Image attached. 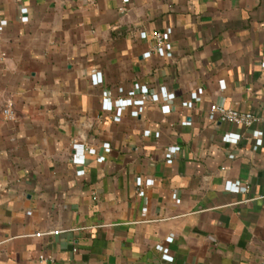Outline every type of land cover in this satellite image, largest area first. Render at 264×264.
Listing matches in <instances>:
<instances>
[{
  "label": "crops",
  "instance_id": "crops-1",
  "mask_svg": "<svg viewBox=\"0 0 264 264\" xmlns=\"http://www.w3.org/2000/svg\"><path fill=\"white\" fill-rule=\"evenodd\" d=\"M0 14V264H264V0H0ZM168 27L170 56L141 37ZM136 83L175 98L120 108ZM213 102L258 119L219 120ZM75 144L96 151L79 163Z\"/></svg>",
  "mask_w": 264,
  "mask_h": 264
},
{
  "label": "built area",
  "instance_id": "built-area-1",
  "mask_svg": "<svg viewBox=\"0 0 264 264\" xmlns=\"http://www.w3.org/2000/svg\"><path fill=\"white\" fill-rule=\"evenodd\" d=\"M21 12H22V20L23 21H27L28 20V15L26 14L27 12V7H22L21 8ZM8 24V19L4 16H2L0 14V33L5 29V27ZM172 32V28L168 27L166 30L162 31L159 29H155L152 32H147V31H141V37L142 38H152L155 40V45H154V49L161 55H171V49H172V44L169 41V34ZM144 55L150 56L151 55V50H148L146 52H144ZM262 65L264 66V61L262 62ZM92 80L94 83H99L102 81V76L98 75L97 73H94L92 76ZM220 85L221 87H225L226 82L225 79H220ZM136 89H140L142 91V97L139 99H134L132 95L135 94ZM130 96L127 98H120L117 101V105L120 108H124L127 105H130L134 102L142 105L146 100H161L164 99L165 101H170L172 99L175 98V93L172 91H169L165 86L161 87L160 92H156V93H150L148 90V87L146 86H140L139 83H136L133 87V89H131L129 91ZM104 107L112 109L113 107V101L112 99L109 97L107 90L105 89L104 93ZM200 99V95L198 92L194 91L191 94V99L184 101L183 103L186 106H192L193 105V100H199ZM141 108V106H140ZM162 109L164 112H170L172 109V104L170 102H165L162 105ZM139 110H134L133 114L137 115L139 113ZM210 111L212 113H217L219 120H232V121H236V122H240L243 123L245 125H251L255 120L258 119V117L256 115H254L252 112H248V111H240L238 109L235 108H231V107H227L224 104L218 103V102H213L210 105ZM4 113L8 118H14L15 117V113L12 109V107L10 105H8L7 107L4 108ZM115 119L119 120L121 119V115H115L114 117ZM228 135L230 136V139L233 142H237L238 139L240 138V134H236V133H228ZM255 135L257 137V141L259 143L262 142V135H264V130H256L255 131ZM104 144H108V143H104ZM75 153H74V160L76 162L82 163L85 161V152L89 151V152H95L96 149L94 147H89V146H85L83 144H75ZM179 149V146H170L169 147V152L173 153L175 151H177ZM154 181L152 178H149L146 180V185H150L152 184ZM137 184L139 186V190L138 193L142 194L143 192V184L140 180H137ZM225 188L232 190V191H236V190H241V191H246L248 189L247 185H239V183L235 182L232 179H227L225 182ZM60 231V229H52L49 232L51 233H58ZM38 235L42 234V232H37ZM169 241L172 240V237H168L167 238ZM41 258H44V255H41ZM165 258L169 259V260H173V256L170 254H165Z\"/></svg>",
  "mask_w": 264,
  "mask_h": 264
}]
</instances>
